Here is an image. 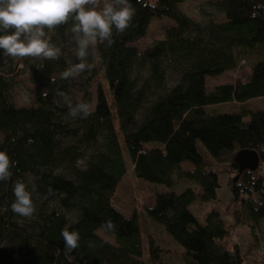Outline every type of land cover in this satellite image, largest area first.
<instances>
[{
  "label": "trees",
  "instance_id": "trees-1",
  "mask_svg": "<svg viewBox=\"0 0 264 264\" xmlns=\"http://www.w3.org/2000/svg\"><path fill=\"white\" fill-rule=\"evenodd\" d=\"M186 1L130 0L136 9L131 26L122 34L113 29L110 47L105 42L90 50L92 73L100 81L87 118L69 116L67 105L56 95L59 89L77 102L73 79L59 78L68 68L64 42L70 23L47 33L61 48L58 60L13 58L0 49V151L15 162L10 179L0 182V264H167L161 256L169 249L151 236L148 256L143 258L135 214L124 216L113 204L122 195H133L127 190L119 193L130 172L170 188H150L153 202L145 212L179 246L174 256L181 263L246 264L245 253L232 241L235 227L250 230L246 254L260 248L264 109L207 113L205 107L264 100V7H257L264 0H205L224 15L220 22L188 16L179 8ZM253 11L258 13L255 19ZM154 16L173 22L161 27L163 37L136 46ZM246 60H252L248 73L242 65ZM27 65L36 70L29 75L35 85L33 103L18 106L16 89ZM228 70L240 75L233 83L207 90V77ZM172 74L176 79L168 86ZM242 149L258 154L255 171L238 172L234 158ZM185 161L191 169L183 168ZM220 173L228 174L225 199L218 196ZM17 180L29 190L35 187L36 211L30 218L11 210ZM185 184L180 192L171 190ZM213 200L225 204L231 224L222 220L217 208L203 223L189 209L195 201ZM108 219L115 223V231L102 228ZM65 226L80 234L79 247L70 254L63 250ZM89 241L95 247H89ZM260 262L264 264V251Z\"/></svg>",
  "mask_w": 264,
  "mask_h": 264
},
{
  "label": "clouds",
  "instance_id": "clouds-1",
  "mask_svg": "<svg viewBox=\"0 0 264 264\" xmlns=\"http://www.w3.org/2000/svg\"><path fill=\"white\" fill-rule=\"evenodd\" d=\"M144 6L155 7L149 4ZM135 13L136 9L130 0H0V49L5 56L13 58L58 60L62 54L61 48L50 42L47 33L70 23L69 31L76 45L75 56L79 62L62 71L59 78L75 79L81 73L91 70L92 64L88 62L90 50L105 42L110 47L114 43L113 29L124 33L131 26ZM257 15L253 11L252 18L255 19ZM55 80L56 77H53V83ZM42 95L46 97L47 91H43ZM56 95L63 99L68 107V115L72 118H87L92 114L88 102L79 101L74 104L72 98L59 89ZM14 164L6 151H0V182L10 179ZM33 191L35 187L29 190V185L22 180L14 182L15 199L11 203L13 213L25 218L34 215ZM102 228L115 231L116 225L108 219ZM61 236L65 254L79 247L78 231H69L68 226H65ZM89 247H95L94 242L89 241Z\"/></svg>",
  "mask_w": 264,
  "mask_h": 264
},
{
  "label": "rangeland",
  "instance_id": "rangeland-1",
  "mask_svg": "<svg viewBox=\"0 0 264 264\" xmlns=\"http://www.w3.org/2000/svg\"><path fill=\"white\" fill-rule=\"evenodd\" d=\"M199 7L203 8L205 12L204 15L200 13ZM179 8L186 13L188 16L198 19L199 21H207V19H213L217 22L224 20V15L215 10L211 5L207 4L205 0H188L179 5ZM173 21L167 17H152L149 22V27L147 29V33L145 37L135 43L136 46L144 47L150 44L153 37L161 38L163 37V29L161 27L168 23H172ZM68 35V34H66ZM75 42L72 39V34L70 33L67 37V40L64 42V55L67 57L68 67L73 63H78L75 56ZM88 62L92 64L89 60ZM32 63V62H31ZM252 60H246L243 62V71L249 72L251 68ZM101 64H97V72H101L100 69ZM36 73L34 66L27 65L24 73L19 77L22 83H20V87L16 89L15 94V102L18 106L30 105L33 103V91L35 89V85L29 79V75H34ZM240 75L237 70H228L213 77L206 78V88L207 90H211L216 85L233 83L237 77ZM176 75H169V83L168 86L172 85L175 82ZM100 81L99 75H93L92 68L91 70H87L84 73H81L78 77L73 79V99L77 102L84 101L88 102L91 106V109L94 106L95 100V91L98 82ZM245 106H242L239 102H224L218 103L214 105H209L205 107V112H213V113H234L240 112L243 110V107L250 109H264V100L261 99H251L245 102ZM247 117H245L246 119ZM156 144V143H155ZM184 169H191L192 164L189 161H185L182 163ZM219 180V188H218V196L219 198L225 199L228 197L229 189L227 187L228 174L220 173L218 175ZM176 185L175 188L171 189L175 192H180L183 190L185 186ZM161 190H170V188L166 187L160 183H150L148 181L138 179L135 177L133 173H129L124 179L122 184L119 186L120 195L124 194V191L127 190L131 197H127L122 195V197L118 201H114V206L122 212L124 216H132L135 214L137 223L139 226L140 234L142 237V246H143V258L148 256V237L151 236L154 241L160 245H163L165 248L169 249V253H163L162 259L167 264H183L179 260H177L174 256V251L179 248V246L172 241L168 234L166 233L163 225L159 222H156L149 218L145 212V206L151 205L153 202L152 195L150 194V188L154 187ZM134 188L138 190V192H134ZM134 198V199H133ZM224 203L217 201H195L190 206V211L194 214L196 219L203 223L207 213L212 208H217L219 211L223 213L224 208L222 207ZM246 228V227H245ZM264 231V230H263ZM100 234H103L100 231ZM106 238L110 239L106 236ZM261 238H264L263 236ZM236 243L240 245V248L243 253H245V262L246 264H262L261 254L264 251V241L261 242L260 248L256 250L255 257L252 259V262H247L248 254L245 252V246L247 239L243 238V235L237 233L232 238ZM250 238L248 239V241Z\"/></svg>",
  "mask_w": 264,
  "mask_h": 264
},
{
  "label": "water",
  "instance_id": "water-1",
  "mask_svg": "<svg viewBox=\"0 0 264 264\" xmlns=\"http://www.w3.org/2000/svg\"><path fill=\"white\" fill-rule=\"evenodd\" d=\"M235 162L238 166V172L243 170L255 171L259 166V157L256 151L252 149H242L235 154ZM238 175H235L233 180L237 179Z\"/></svg>",
  "mask_w": 264,
  "mask_h": 264
},
{
  "label": "crops",
  "instance_id": "crops-1",
  "mask_svg": "<svg viewBox=\"0 0 264 264\" xmlns=\"http://www.w3.org/2000/svg\"><path fill=\"white\" fill-rule=\"evenodd\" d=\"M222 207L224 208L225 207V204H223ZM221 218H222V220H224L227 223H230L231 224L233 222L232 217L229 214L225 213L224 210H223V213L221 212ZM237 233L242 234L243 235V238L244 239H247V241L250 238V230L248 228H245V227H235L234 228V235L237 234ZM234 235H233V237H234ZM232 241H233V243H236L234 240H232ZM255 253H256V250L253 251V253H250L248 255V259H247V262L248 263L249 262H252V259L255 257Z\"/></svg>",
  "mask_w": 264,
  "mask_h": 264
}]
</instances>
